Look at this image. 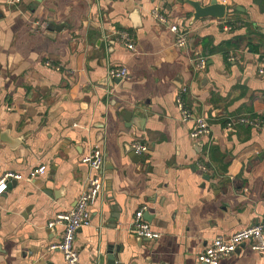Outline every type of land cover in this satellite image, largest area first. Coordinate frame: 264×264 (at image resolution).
<instances>
[{
  "label": "crops",
  "instance_id": "crops-1",
  "mask_svg": "<svg viewBox=\"0 0 264 264\" xmlns=\"http://www.w3.org/2000/svg\"><path fill=\"white\" fill-rule=\"evenodd\" d=\"M185 1L0 0V178L22 176L0 197V264H64L48 250L61 227L47 223L85 190L82 158L94 147L105 186L76 234L79 264H107L113 254L116 264H198L210 239L263 217L264 129L226 124L264 118V0H219L223 20L197 21ZM155 9L185 33V47L174 46ZM115 67L128 78L108 79ZM182 87L208 137L191 139L193 123L180 120ZM135 141L148 148L138 162ZM141 209L154 241L129 230ZM219 264H264V255L244 245Z\"/></svg>",
  "mask_w": 264,
  "mask_h": 264
},
{
  "label": "built area",
  "instance_id": "built-area-1",
  "mask_svg": "<svg viewBox=\"0 0 264 264\" xmlns=\"http://www.w3.org/2000/svg\"><path fill=\"white\" fill-rule=\"evenodd\" d=\"M20 2V0H15ZM223 1V0H221ZM153 16L160 24L168 27L169 31L174 35V46L176 48H183L186 46V36L177 25H168L167 20L164 19L158 10H153ZM232 25H226L223 30L230 31ZM117 42L126 50L134 51V45L131 37L127 32H119L116 35ZM206 64L205 58H199L196 61L198 70L204 69ZM263 73V68L259 70ZM107 78L110 80H124L128 78L127 70L124 67L109 68L107 71ZM187 93L185 87L180 88L176 96V106L180 114L182 122L193 123L190 132V138L193 140L203 139L210 135V125L202 116L195 115L191 109L184 104L183 96ZM235 125H242L255 130L264 129V118L249 117L246 115L230 118L226 126L232 127ZM131 151L136 156H143L147 153L148 148L141 142H133ZM82 163L85 164L91 175L87 179L85 190L81 193L75 202V205L70 210L64 211L55 216V218L47 223V228L52 230L56 226L61 227L60 240L50 245L49 251H59L62 254L64 264H79V252L74 245L75 237L81 228L90 226V212L89 207L98 198L104 190V179L102 176L104 154L98 148L94 147L90 153L82 158ZM46 167L40 166L31 170L27 176L29 181L34 180L37 176L44 173ZM199 170L203 173L206 169L203 165H199ZM22 178L19 174L7 173L0 178V197L5 193L7 183L10 180H20ZM144 210L141 209L134 214V218L130 223L129 230L137 238L154 241L158 238L148 222L143 219ZM248 245L249 249L254 252H259L264 255V215L262 218L235 233L228 236H217L210 239L200 254L197 256L198 264H219L220 260L234 254L240 247Z\"/></svg>",
  "mask_w": 264,
  "mask_h": 264
},
{
  "label": "water",
  "instance_id": "water-1",
  "mask_svg": "<svg viewBox=\"0 0 264 264\" xmlns=\"http://www.w3.org/2000/svg\"><path fill=\"white\" fill-rule=\"evenodd\" d=\"M186 4H188L193 9V21L206 19V18H213L217 20H223L226 13V5L219 0H209L208 4L205 6H202L200 2L198 1H191L187 0L185 1ZM56 32L58 29H54ZM119 80L115 79L114 82L117 83ZM134 155V154H133ZM139 160H142V156H135V161L138 162ZM205 180H208V176H204ZM109 261L107 264H116V256L113 254V256L108 258Z\"/></svg>",
  "mask_w": 264,
  "mask_h": 264
},
{
  "label": "trees",
  "instance_id": "trees-1",
  "mask_svg": "<svg viewBox=\"0 0 264 264\" xmlns=\"http://www.w3.org/2000/svg\"><path fill=\"white\" fill-rule=\"evenodd\" d=\"M254 51H258L257 49H254Z\"/></svg>",
  "mask_w": 264,
  "mask_h": 264
}]
</instances>
